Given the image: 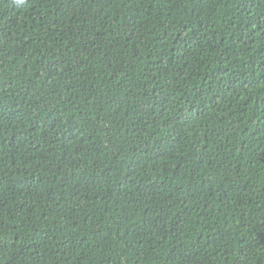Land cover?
<instances>
[{
    "label": "trees",
    "instance_id": "1",
    "mask_svg": "<svg viewBox=\"0 0 264 264\" xmlns=\"http://www.w3.org/2000/svg\"><path fill=\"white\" fill-rule=\"evenodd\" d=\"M0 264H264V0H0Z\"/></svg>",
    "mask_w": 264,
    "mask_h": 264
}]
</instances>
